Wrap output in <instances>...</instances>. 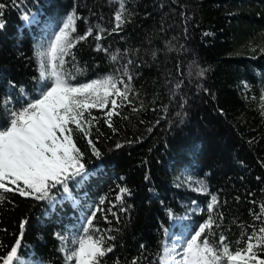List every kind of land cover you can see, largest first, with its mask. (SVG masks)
Wrapping results in <instances>:
<instances>
[{
	"label": "trees",
	"instance_id": "obj_1",
	"mask_svg": "<svg viewBox=\"0 0 264 264\" xmlns=\"http://www.w3.org/2000/svg\"><path fill=\"white\" fill-rule=\"evenodd\" d=\"M0 3V129L40 95L35 52L73 12V37L92 35L65 57L70 82H127L125 69L132 78L131 103L116 109L111 128L110 106L94 108L90 135L74 134L85 173L67 181V193L63 185L47 200L0 193V264L18 239L21 264H67L93 211L90 231L112 248L102 264H157L167 241L178 232L190 238L208 219L213 195L210 242L224 235L235 250L242 232L264 226V0Z\"/></svg>",
	"mask_w": 264,
	"mask_h": 264
},
{
	"label": "snow or ice",
	"instance_id": "obj_2",
	"mask_svg": "<svg viewBox=\"0 0 264 264\" xmlns=\"http://www.w3.org/2000/svg\"><path fill=\"white\" fill-rule=\"evenodd\" d=\"M5 7V4L0 3V16ZM120 8L121 11L115 16L117 28L124 22L123 3ZM23 19L29 18L24 16ZM76 20L75 12L69 14L47 47L37 49L35 55L39 63L40 79L44 82L41 93L22 110L12 111L10 122L6 121V126L0 129V193L15 191L20 196L47 200L57 185H63L67 193V181L85 173L83 153L77 147L74 134L82 133L85 137L90 135L92 123L96 120L91 109L110 106L106 112V122L111 128V117L120 115L116 109L123 107L125 101L131 103L129 93L132 90V78L126 69L123 75L128 77L127 82L108 75L74 85L66 77L65 57L71 55L77 42L92 35V29L89 28L85 35L74 38L72 34L76 32ZM3 27V22H0V29ZM95 38L100 40L102 37L97 35ZM112 60H116V56ZM261 109L264 112V104ZM133 111L136 109L133 108ZM88 143L92 146L93 154L99 157L100 153L90 139ZM127 191L126 188L121 189L122 193ZM3 199L0 194V202ZM217 203V197L213 195L207 206L208 219L199 225V229L190 238L174 242L172 246H163L157 264H264V258L259 255L264 253V226L258 231L254 229L250 235L242 232L243 246H239L241 241H237L235 250L227 243L224 235H220L217 242H210L209 235H215L213 226L216 220L212 213ZM261 213L264 214V207ZM95 218L96 211H93L83 227V235L73 238L74 247L66 255V261H74V264H102V258L112 251L111 247H106L104 236H97L90 231ZM261 218L260 215L256 216V219ZM20 228L22 236L24 222ZM59 238L62 244L67 239ZM20 246L21 241L18 239L2 258V264H21L18 257ZM132 264L137 262L134 260Z\"/></svg>",
	"mask_w": 264,
	"mask_h": 264
},
{
	"label": "rangeland",
	"instance_id": "obj_3",
	"mask_svg": "<svg viewBox=\"0 0 264 264\" xmlns=\"http://www.w3.org/2000/svg\"><path fill=\"white\" fill-rule=\"evenodd\" d=\"M186 239H187L186 236H184L183 234H180V232H178V234L172 240H169L166 242L165 246H172L174 242L184 241ZM177 248L179 250V245H177ZM71 250H69L67 253L69 254ZM72 263L74 264V261H72Z\"/></svg>",
	"mask_w": 264,
	"mask_h": 264
}]
</instances>
